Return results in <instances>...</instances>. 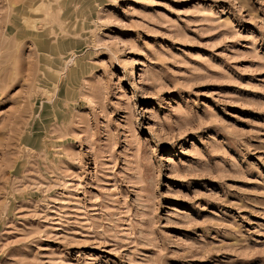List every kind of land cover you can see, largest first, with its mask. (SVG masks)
<instances>
[{
	"label": "rangeland",
	"instance_id": "obj_1",
	"mask_svg": "<svg viewBox=\"0 0 264 264\" xmlns=\"http://www.w3.org/2000/svg\"><path fill=\"white\" fill-rule=\"evenodd\" d=\"M0 264H264V0H0Z\"/></svg>",
	"mask_w": 264,
	"mask_h": 264
},
{
	"label": "bare ground",
	"instance_id": "obj_2",
	"mask_svg": "<svg viewBox=\"0 0 264 264\" xmlns=\"http://www.w3.org/2000/svg\"><path fill=\"white\" fill-rule=\"evenodd\" d=\"M30 2V1H29ZM37 23V22H36ZM130 78L135 80L136 79V72L134 71V69L131 70V74H130Z\"/></svg>",
	"mask_w": 264,
	"mask_h": 264
}]
</instances>
